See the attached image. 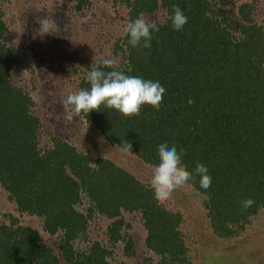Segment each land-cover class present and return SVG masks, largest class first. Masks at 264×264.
<instances>
[{
  "label": "trees",
  "instance_id": "16d2710c",
  "mask_svg": "<svg viewBox=\"0 0 264 264\" xmlns=\"http://www.w3.org/2000/svg\"><path fill=\"white\" fill-rule=\"evenodd\" d=\"M118 1L129 9L130 21L156 12L159 5L169 17L173 5L188 17L179 32L172 29L170 18L159 25L150 49L131 47L126 34L122 39L128 69L119 71L158 80L166 92L159 110L144 106L137 116L124 117L103 107L80 114L120 148L129 143L148 165L158 164L157 146L164 142L186 150L187 170L194 171L197 163L206 165L211 186L201 188L199 176L188 184L205 198L216 236L230 238L264 208V29L253 21L247 3L238 8L235 35L228 18L212 6L220 0ZM5 32L0 20V185L17 211L43 218L47 234L62 233L59 253L67 264H107L109 252L98 243L84 252L74 249L92 213V208L86 215L75 209L84 193L109 219L121 209L140 212L147 245L161 264H191L176 230L180 215L162 209L151 188L103 159L91 169L86 156L55 138L50 152L38 151L39 120L29 112L30 97L11 82L17 60L1 43ZM81 84L80 89L89 87L88 81ZM247 199L254 203L245 210L241 202ZM121 225V220L113 221L112 242L122 238ZM126 244L131 249L130 239ZM0 264L59 260L40 243L37 231L11 218L9 225H0Z\"/></svg>",
  "mask_w": 264,
  "mask_h": 264
},
{
  "label": "rangeland",
  "instance_id": "374dc122",
  "mask_svg": "<svg viewBox=\"0 0 264 264\" xmlns=\"http://www.w3.org/2000/svg\"><path fill=\"white\" fill-rule=\"evenodd\" d=\"M243 3L252 6L253 21L264 29V0H220L212 6L219 16L228 18L236 35L238 8ZM0 13L6 30L1 43L14 51L17 60L10 72L11 82L30 97L29 112L39 120L38 151L50 152L55 138L86 156L91 169H97L103 159L150 188L153 168L132 150H123L106 139L64 103L69 94L80 90L92 67L128 69V53L122 46L124 28L130 22L127 6L118 0H7L0 2ZM139 17L157 26L169 19L161 5L156 12ZM43 19L54 25L50 34L39 32ZM105 60L114 64L106 66ZM157 201L165 211L180 215L176 230L191 264H264V208L250 218L244 230L220 238L210 226L205 198L190 184L177 188L168 200ZM95 207L81 193L75 209L86 215L92 208V213L85 234L74 241L75 251L84 252L98 243L109 252L107 264H161V257L147 245L148 231L140 212L121 209L119 216L109 219ZM11 218L37 231L40 243L58 258L59 264H67L59 253L62 233L47 234L43 218L20 214L0 185V225H9ZM116 220L122 221V238L112 242L114 235L109 231ZM128 239L133 254H128Z\"/></svg>",
  "mask_w": 264,
  "mask_h": 264
},
{
  "label": "clouds",
  "instance_id": "9594fccd",
  "mask_svg": "<svg viewBox=\"0 0 264 264\" xmlns=\"http://www.w3.org/2000/svg\"><path fill=\"white\" fill-rule=\"evenodd\" d=\"M169 18L172 29L177 32L182 31L188 22V17L178 5L172 6ZM40 25L39 32L44 34H50L54 27L48 19L41 20ZM158 31L159 28L155 23L140 17L131 20L124 28L128 45L143 49L152 47L153 33ZM103 63L112 66L114 61L105 60ZM87 81L88 88L69 94L64 101L70 111L88 115L103 107L114 110L124 117H132L139 115L144 106L159 110L166 92L158 80L128 75L119 70L104 71L99 67L91 68L87 73ZM122 147L128 150L131 145L123 142ZM157 155L158 164L148 165L154 169L150 188L157 200H168L177 188L193 181L196 176L200 177L201 188L207 190L211 186V176L206 165L197 163L194 171L187 170L183 162L185 149H178L176 144L164 142L157 146ZM253 203L252 199H247L241 202V206L246 210Z\"/></svg>",
  "mask_w": 264,
  "mask_h": 264
}]
</instances>
